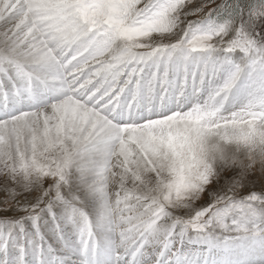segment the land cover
Masks as SVG:
<instances>
[{"label":"snow or ice","instance_id":"1","mask_svg":"<svg viewBox=\"0 0 264 264\" xmlns=\"http://www.w3.org/2000/svg\"><path fill=\"white\" fill-rule=\"evenodd\" d=\"M0 264H264V0H0Z\"/></svg>","mask_w":264,"mask_h":264}]
</instances>
